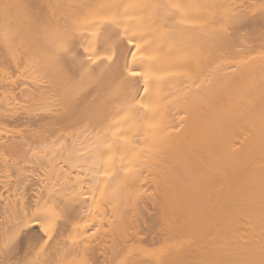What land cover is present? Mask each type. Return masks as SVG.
<instances>
[{"label": "bare ground", "instance_id": "bare-ground-1", "mask_svg": "<svg viewBox=\"0 0 264 264\" xmlns=\"http://www.w3.org/2000/svg\"><path fill=\"white\" fill-rule=\"evenodd\" d=\"M0 264H264V0H0Z\"/></svg>", "mask_w": 264, "mask_h": 264}, {"label": "snow or ice", "instance_id": "snow-or-ice-1", "mask_svg": "<svg viewBox=\"0 0 264 264\" xmlns=\"http://www.w3.org/2000/svg\"><path fill=\"white\" fill-rule=\"evenodd\" d=\"M137 73H133V75H136ZM37 220L39 221V217L37 218Z\"/></svg>", "mask_w": 264, "mask_h": 264}]
</instances>
